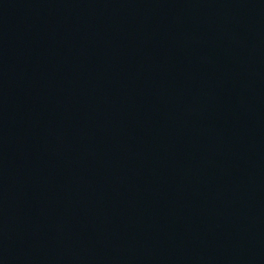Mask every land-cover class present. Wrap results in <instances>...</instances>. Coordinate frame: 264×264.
Listing matches in <instances>:
<instances>
[{
    "label": "water",
    "instance_id": "95a60500",
    "mask_svg": "<svg viewBox=\"0 0 264 264\" xmlns=\"http://www.w3.org/2000/svg\"><path fill=\"white\" fill-rule=\"evenodd\" d=\"M0 264H264V0H0Z\"/></svg>",
    "mask_w": 264,
    "mask_h": 264
}]
</instances>
